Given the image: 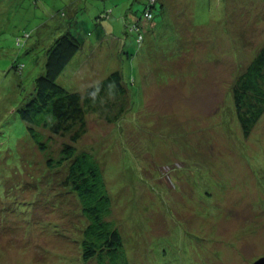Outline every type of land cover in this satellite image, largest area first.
Masks as SVG:
<instances>
[{"label":"rangeland","instance_id":"1","mask_svg":"<svg viewBox=\"0 0 264 264\" xmlns=\"http://www.w3.org/2000/svg\"><path fill=\"white\" fill-rule=\"evenodd\" d=\"M71 1L0 0V264H98L82 258L88 219L69 163L47 164L69 134L39 128L42 151L18 113L66 30L89 46L106 41L94 67L83 58L62 84L84 90L120 69L129 86L123 115L89 112L76 142L103 167L128 264L264 257V115L246 136L232 92L264 44V0H163L164 9L158 0L141 47L126 24L142 19L148 0ZM110 7L112 19L97 23Z\"/></svg>","mask_w":264,"mask_h":264},{"label":"trees","instance_id":"2","mask_svg":"<svg viewBox=\"0 0 264 264\" xmlns=\"http://www.w3.org/2000/svg\"><path fill=\"white\" fill-rule=\"evenodd\" d=\"M82 1L72 0L68 5L72 7ZM114 1L121 3V0ZM157 2L148 0L142 19L139 18L130 26L126 24V28L136 34L138 47L144 43V32L156 28L155 22L150 23L151 26L144 22L153 19L152 8ZM160 4L164 9L163 0ZM112 13L113 7L106 8L97 16L96 22L102 25L103 20L109 19ZM106 34L111 35L112 39L117 37L105 30L104 36ZM104 40L103 35L99 36L95 40V47L91 45L93 50L89 53L87 48L91 46L83 44L69 30L56 37L46 50L45 71L35 79L32 94L30 92L23 101L18 113L42 151L46 150L47 142L39 128L53 134L70 136V142L64 143L59 156L50 157L47 164L61 166L65 162L69 163L67 181L81 202L83 215L88 219L81 240L82 258L87 261L97 257L98 264H128L124 236L114 221L108 219L113 207L103 167L93 152L79 150L76 142L85 132L86 115L89 112L98 113L110 122L123 115L130 102L129 86L120 69H114L104 78L86 85L84 90H76L74 87L72 90L60 82L61 76L64 73L66 76L71 67L75 69L82 63L94 67L97 64L94 57L100 52ZM127 55L130 56L128 52ZM13 67H18L15 70L19 74L24 71V64ZM131 81L134 82V79ZM232 92L238 120L243 133L248 136L264 115V44L238 75Z\"/></svg>","mask_w":264,"mask_h":264},{"label":"water","instance_id":"3","mask_svg":"<svg viewBox=\"0 0 264 264\" xmlns=\"http://www.w3.org/2000/svg\"><path fill=\"white\" fill-rule=\"evenodd\" d=\"M253 264H264V257H259L253 262Z\"/></svg>","mask_w":264,"mask_h":264},{"label":"crops","instance_id":"4","mask_svg":"<svg viewBox=\"0 0 264 264\" xmlns=\"http://www.w3.org/2000/svg\"><path fill=\"white\" fill-rule=\"evenodd\" d=\"M117 1H120V0H117ZM153 28H155V27H153Z\"/></svg>","mask_w":264,"mask_h":264},{"label":"built area","instance_id":"5","mask_svg":"<svg viewBox=\"0 0 264 264\" xmlns=\"http://www.w3.org/2000/svg\"><path fill=\"white\" fill-rule=\"evenodd\" d=\"M149 16H151V14H149Z\"/></svg>","mask_w":264,"mask_h":264}]
</instances>
